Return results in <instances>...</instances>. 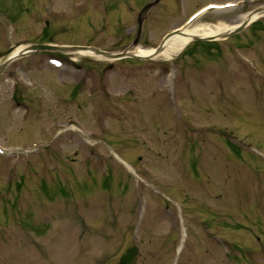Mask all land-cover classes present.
I'll use <instances>...</instances> for the list:
<instances>
[{"label":"rangeland","instance_id":"374dc122","mask_svg":"<svg viewBox=\"0 0 264 264\" xmlns=\"http://www.w3.org/2000/svg\"><path fill=\"white\" fill-rule=\"evenodd\" d=\"M225 1L238 5L198 23L230 26L264 5L174 0L179 11L145 28L139 47ZM132 5L0 0V51L39 42L124 50ZM259 21L227 40L190 42L170 60L41 51L9 64L0 147L15 151L0 152V264H264Z\"/></svg>","mask_w":264,"mask_h":264},{"label":"bare ground","instance_id":"6f19581e","mask_svg":"<svg viewBox=\"0 0 264 264\" xmlns=\"http://www.w3.org/2000/svg\"><path fill=\"white\" fill-rule=\"evenodd\" d=\"M245 14L241 15L238 19H243ZM229 26L224 23H218L216 25L209 24H196L187 27L182 33L172 36L164 45L163 49L158 53H154L152 48L136 47L134 53L139 56H149L152 59L170 60L177 55L180 50L190 41L191 35L199 36H212L221 33L226 30ZM20 50V46L17 47L14 52ZM13 52V53H14ZM78 54L87 55V51H78Z\"/></svg>","mask_w":264,"mask_h":264},{"label":"water","instance_id":"95a60500","mask_svg":"<svg viewBox=\"0 0 264 264\" xmlns=\"http://www.w3.org/2000/svg\"><path fill=\"white\" fill-rule=\"evenodd\" d=\"M246 22H247L246 20L241 22L239 27H236V28L228 31L227 33H225V36L240 31L245 26ZM173 34L174 33H171V34H168L164 37V39L161 41V43L157 47L156 52H158L162 48L164 41ZM193 38L196 39L197 37H193ZM12 49H13V46L10 47L9 49H7L6 51H3L0 53V58L7 56L5 61L0 65V72L10 61H12L16 58L25 56L27 54L33 53V52L40 51V50H55V51H60V52H71V51L85 50V51H90L93 54L108 57V58H120V57H124V56L138 57V56H134L133 54H128V53L127 54H124V53L123 54H116V53L105 52V51H102L100 49H97L94 47H87V46L29 45V46L23 47L20 51H18V53H15L13 55H9ZM138 58H140V57H138Z\"/></svg>","mask_w":264,"mask_h":264},{"label":"flooded vegetation","instance_id":"af4514ba","mask_svg":"<svg viewBox=\"0 0 264 264\" xmlns=\"http://www.w3.org/2000/svg\"><path fill=\"white\" fill-rule=\"evenodd\" d=\"M135 0V7L137 8L136 21L132 26L131 33L136 32L139 29V33H142L146 28L159 29L162 28L165 18L168 12L169 2L168 0ZM150 4L145 10H141L145 4Z\"/></svg>","mask_w":264,"mask_h":264}]
</instances>
